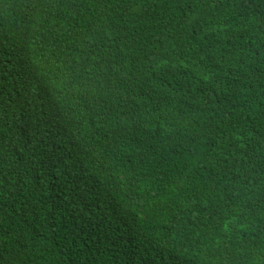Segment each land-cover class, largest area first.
Segmentation results:
<instances>
[{"label": "trees", "instance_id": "obj_1", "mask_svg": "<svg viewBox=\"0 0 264 264\" xmlns=\"http://www.w3.org/2000/svg\"><path fill=\"white\" fill-rule=\"evenodd\" d=\"M261 13L0 0V264H264Z\"/></svg>", "mask_w": 264, "mask_h": 264}, {"label": "clouds", "instance_id": "obj_2", "mask_svg": "<svg viewBox=\"0 0 264 264\" xmlns=\"http://www.w3.org/2000/svg\"><path fill=\"white\" fill-rule=\"evenodd\" d=\"M46 158H51V155L49 154L48 157H46Z\"/></svg>", "mask_w": 264, "mask_h": 264}, {"label": "snow or ice", "instance_id": "obj_3", "mask_svg": "<svg viewBox=\"0 0 264 264\" xmlns=\"http://www.w3.org/2000/svg\"><path fill=\"white\" fill-rule=\"evenodd\" d=\"M261 15H264V13H261Z\"/></svg>", "mask_w": 264, "mask_h": 264}]
</instances>
